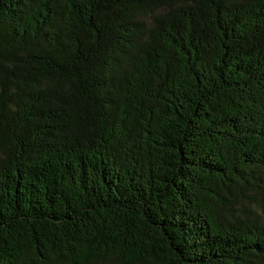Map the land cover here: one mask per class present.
<instances>
[{
	"label": "trees",
	"instance_id": "16d2710c",
	"mask_svg": "<svg viewBox=\"0 0 264 264\" xmlns=\"http://www.w3.org/2000/svg\"><path fill=\"white\" fill-rule=\"evenodd\" d=\"M0 264H264V0H0Z\"/></svg>",
	"mask_w": 264,
	"mask_h": 264
}]
</instances>
